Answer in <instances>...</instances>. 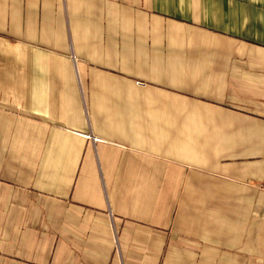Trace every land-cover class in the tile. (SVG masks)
Instances as JSON below:
<instances>
[{"label": "crops", "instance_id": "crops-1", "mask_svg": "<svg viewBox=\"0 0 264 264\" xmlns=\"http://www.w3.org/2000/svg\"><path fill=\"white\" fill-rule=\"evenodd\" d=\"M0 264H264V0H0Z\"/></svg>", "mask_w": 264, "mask_h": 264}]
</instances>
